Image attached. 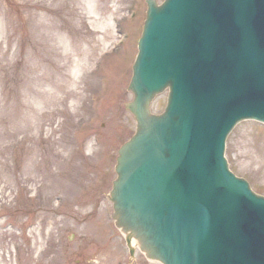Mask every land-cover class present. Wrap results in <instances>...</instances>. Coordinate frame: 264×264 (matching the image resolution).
<instances>
[{
	"label": "rangeland",
	"instance_id": "1",
	"mask_svg": "<svg viewBox=\"0 0 264 264\" xmlns=\"http://www.w3.org/2000/svg\"><path fill=\"white\" fill-rule=\"evenodd\" d=\"M146 7L0 0V264H160L137 246L129 256L108 199L136 130L125 103ZM227 138L230 169L264 194V124L241 122Z\"/></svg>",
	"mask_w": 264,
	"mask_h": 264
},
{
	"label": "water",
	"instance_id": "2",
	"mask_svg": "<svg viewBox=\"0 0 264 264\" xmlns=\"http://www.w3.org/2000/svg\"><path fill=\"white\" fill-rule=\"evenodd\" d=\"M196 1L148 0L127 104L138 127L118 153L114 216L129 245L163 264H264V196L224 157L238 121H264V49L211 43L203 15L217 5ZM168 86L165 111L153 114Z\"/></svg>",
	"mask_w": 264,
	"mask_h": 264
},
{
	"label": "flooded vegetation",
	"instance_id": "3",
	"mask_svg": "<svg viewBox=\"0 0 264 264\" xmlns=\"http://www.w3.org/2000/svg\"><path fill=\"white\" fill-rule=\"evenodd\" d=\"M77 263H78V264H80V262H79V261H78Z\"/></svg>",
	"mask_w": 264,
	"mask_h": 264
},
{
	"label": "bare ground",
	"instance_id": "4",
	"mask_svg": "<svg viewBox=\"0 0 264 264\" xmlns=\"http://www.w3.org/2000/svg\"><path fill=\"white\" fill-rule=\"evenodd\" d=\"M207 81H209V80H207Z\"/></svg>",
	"mask_w": 264,
	"mask_h": 264
}]
</instances>
